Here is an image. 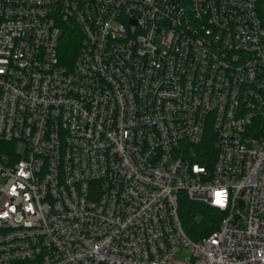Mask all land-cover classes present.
<instances>
[{"label": "built area", "instance_id": "built-area-1", "mask_svg": "<svg viewBox=\"0 0 264 264\" xmlns=\"http://www.w3.org/2000/svg\"><path fill=\"white\" fill-rule=\"evenodd\" d=\"M0 264H264V0H0Z\"/></svg>", "mask_w": 264, "mask_h": 264}, {"label": "trees", "instance_id": "trees-1", "mask_svg": "<svg viewBox=\"0 0 264 264\" xmlns=\"http://www.w3.org/2000/svg\"><path fill=\"white\" fill-rule=\"evenodd\" d=\"M80 34L77 28L64 29L60 43L62 62L72 63L78 50ZM206 153L197 151L194 160L199 161ZM179 217L183 230L191 241H198L218 229L224 213L208 205L192 202L182 195L179 204Z\"/></svg>", "mask_w": 264, "mask_h": 264}, {"label": "rangeland", "instance_id": "rangeland-1", "mask_svg": "<svg viewBox=\"0 0 264 264\" xmlns=\"http://www.w3.org/2000/svg\"><path fill=\"white\" fill-rule=\"evenodd\" d=\"M189 257H191V254L189 251L187 250H181L179 252H177L174 256V260L178 261V262H185L186 259H188Z\"/></svg>", "mask_w": 264, "mask_h": 264}]
</instances>
